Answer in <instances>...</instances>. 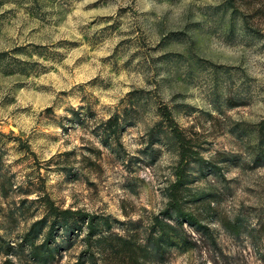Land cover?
I'll use <instances>...</instances> for the list:
<instances>
[{"label":"rangeland","instance_id":"1","mask_svg":"<svg viewBox=\"0 0 264 264\" xmlns=\"http://www.w3.org/2000/svg\"><path fill=\"white\" fill-rule=\"evenodd\" d=\"M0 134V264H264V0H0Z\"/></svg>","mask_w":264,"mask_h":264},{"label":"trees","instance_id":"2","mask_svg":"<svg viewBox=\"0 0 264 264\" xmlns=\"http://www.w3.org/2000/svg\"><path fill=\"white\" fill-rule=\"evenodd\" d=\"M1 135V134H0ZM176 137L179 141V144H180V148H181V152H180V157H181V160L179 162V165L177 167V170H176V173H175V176H176V182L174 183V190L180 185L181 183V180H182V177H183V169H182V166H183V163H184V160H185V157H186V148H185V145H184V142L182 141V139L180 138V133L178 131H176ZM175 204H177L175 202ZM179 214H181L183 217H185L189 222H195V217L190 214V213H181V210L178 209L177 211ZM90 226H91V220H90Z\"/></svg>","mask_w":264,"mask_h":264}]
</instances>
